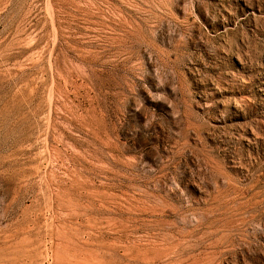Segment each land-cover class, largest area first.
<instances>
[{
    "label": "rangeland",
    "instance_id": "374dc122",
    "mask_svg": "<svg viewBox=\"0 0 264 264\" xmlns=\"http://www.w3.org/2000/svg\"><path fill=\"white\" fill-rule=\"evenodd\" d=\"M4 243L264 264V0H0Z\"/></svg>",
    "mask_w": 264,
    "mask_h": 264
},
{
    "label": "bare ground",
    "instance_id": "6f19581e",
    "mask_svg": "<svg viewBox=\"0 0 264 264\" xmlns=\"http://www.w3.org/2000/svg\"><path fill=\"white\" fill-rule=\"evenodd\" d=\"M19 250L16 249L14 252L13 244L10 245L9 243H4L0 245V264H21Z\"/></svg>",
    "mask_w": 264,
    "mask_h": 264
}]
</instances>
